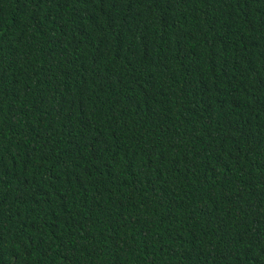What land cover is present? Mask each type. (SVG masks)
<instances>
[{
  "label": "trees",
  "instance_id": "16d2710c",
  "mask_svg": "<svg viewBox=\"0 0 264 264\" xmlns=\"http://www.w3.org/2000/svg\"><path fill=\"white\" fill-rule=\"evenodd\" d=\"M0 264H264V0H0Z\"/></svg>",
  "mask_w": 264,
  "mask_h": 264
}]
</instances>
